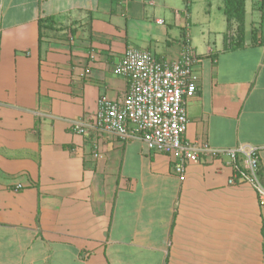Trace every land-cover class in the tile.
Here are the masks:
<instances>
[{
	"label": "crops",
	"instance_id": "crops-1",
	"mask_svg": "<svg viewBox=\"0 0 264 264\" xmlns=\"http://www.w3.org/2000/svg\"><path fill=\"white\" fill-rule=\"evenodd\" d=\"M191 18L166 0H0V264H264V207L228 155L180 181L138 137L71 130L126 93L127 48L172 61L187 42L186 139L253 148L264 186V45L226 50V20L198 45Z\"/></svg>",
	"mask_w": 264,
	"mask_h": 264
},
{
	"label": "built area",
	"instance_id": "built-area-1",
	"mask_svg": "<svg viewBox=\"0 0 264 264\" xmlns=\"http://www.w3.org/2000/svg\"><path fill=\"white\" fill-rule=\"evenodd\" d=\"M197 57L187 42L180 58L172 61L158 60L145 49L127 48L112 68L114 74L127 79L126 93L117 99L101 95L96 112L72 120L71 130L83 136L97 131L121 139L138 137L149 151L170 156L172 170L180 181L185 178L188 162L226 154L233 169L229 182L249 183L258 205L264 207L259 159L253 148L216 149L205 142L186 139L185 105L197 90L193 73Z\"/></svg>",
	"mask_w": 264,
	"mask_h": 264
},
{
	"label": "rangeland",
	"instance_id": "rangeland-1",
	"mask_svg": "<svg viewBox=\"0 0 264 264\" xmlns=\"http://www.w3.org/2000/svg\"><path fill=\"white\" fill-rule=\"evenodd\" d=\"M175 8L187 9L191 12V23L194 31H199L194 41L201 46H204L207 41L213 42L219 40L222 31L225 30V18L220 9L221 0H166ZM259 0H246V20H245V34L249 36L251 28L258 31V34H264V26H259L258 13ZM202 32V33H201ZM233 29L230 34L233 35Z\"/></svg>",
	"mask_w": 264,
	"mask_h": 264
},
{
	"label": "trees",
	"instance_id": "trees-1",
	"mask_svg": "<svg viewBox=\"0 0 264 264\" xmlns=\"http://www.w3.org/2000/svg\"><path fill=\"white\" fill-rule=\"evenodd\" d=\"M184 1L188 2L189 0ZM245 2L246 0H221L222 4L220 9L225 17L228 31L231 30L230 26L234 25L233 35H228L226 33L224 36V46L226 50L238 49L244 46L246 20ZM257 8L259 13V26L262 27L264 26V0H259ZM249 33L252 43H256L259 40L258 43L264 45V34H258V31L254 28H251ZM227 39L230 40L227 42Z\"/></svg>",
	"mask_w": 264,
	"mask_h": 264
}]
</instances>
